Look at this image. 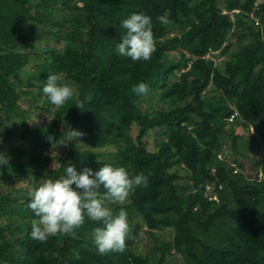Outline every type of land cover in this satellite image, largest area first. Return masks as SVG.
<instances>
[{
  "label": "trees",
  "instance_id": "trees-1",
  "mask_svg": "<svg viewBox=\"0 0 264 264\" xmlns=\"http://www.w3.org/2000/svg\"><path fill=\"white\" fill-rule=\"evenodd\" d=\"M254 2L0 0V182L16 181L25 170L56 179L70 164L78 173L111 164L148 176V186L137 187L127 204L111 205L143 222L132 225L123 253L107 255L92 239L102 224L87 219L75 234L34 240L39 218L28 207L30 195L10 199L0 189V264H169L172 254L187 264H264V2L259 24L242 12H223L250 11ZM133 13L152 18L150 61L116 50L127 31L122 21ZM162 15L167 24L158 22ZM23 73L31 77L20 88ZM49 73L79 96L59 109L51 105L43 93ZM140 82L149 86L147 96L132 92ZM31 106L54 109L56 120L45 123L47 134L24 126L21 144L3 150ZM237 126L251 129L249 136L237 134ZM70 127L83 135L54 155L49 137L59 139ZM225 137L237 157H228ZM257 155L247 169L245 158ZM225 219L232 223L228 245L198 236ZM143 233L153 238L147 254L135 249Z\"/></svg>",
  "mask_w": 264,
  "mask_h": 264
},
{
  "label": "clouds",
  "instance_id": "clouds-1",
  "mask_svg": "<svg viewBox=\"0 0 264 264\" xmlns=\"http://www.w3.org/2000/svg\"><path fill=\"white\" fill-rule=\"evenodd\" d=\"M157 20L161 24L168 23L163 15ZM122 27L127 31L117 45L118 54L133 61H150L156 51L152 18L143 13H133L122 21ZM131 90L137 96H147L150 88L140 82ZM43 93L57 109L79 96L76 89L61 82V77L52 73L47 77ZM74 105L83 108L79 100ZM82 135L70 127L62 129L58 140H53L51 136L49 140L52 145H67ZM2 162L8 163L6 159ZM141 186H148V176L141 173L132 177L123 166L104 164L95 172L85 168L78 173L70 164L59 178L44 179L29 194L28 207L39 218L33 222L31 237L46 242L49 237L58 234H75V230L82 227L87 219L102 224L93 232V243L99 254L123 253L136 221L129 220L123 207L115 212L111 205H125L130 194Z\"/></svg>",
  "mask_w": 264,
  "mask_h": 264
},
{
  "label": "rangeland",
  "instance_id": "rangeland-1",
  "mask_svg": "<svg viewBox=\"0 0 264 264\" xmlns=\"http://www.w3.org/2000/svg\"><path fill=\"white\" fill-rule=\"evenodd\" d=\"M222 4L224 6V0H222ZM189 28H186L184 31L187 32ZM50 46V44H49ZM218 63H220V59H217ZM224 63V62H223ZM222 64V62H221ZM31 77L29 73H23L22 79L20 81V88L23 87L24 83L28 80V78ZM73 87V86H72ZM74 88V87H73ZM26 98L28 95L25 96ZM24 97V98H25ZM21 104L24 105V107H29L28 101L27 100H22ZM34 108L31 106V109L29 112L26 113V120L25 124L18 122L17 125L13 128V134L9 137V139L6 141V143H2L1 147L3 150H9L12 145H20L21 144V138L19 137V133L23 129L24 126L33 128V130H36L37 132L43 131L44 133L47 134V127L45 126V123H53L56 120V113L54 109H49V111H42V110H33ZM51 119V120H49ZM237 128V134H244L246 136H249L251 129H243ZM59 131L58 127H53V131ZM53 140H58L56 136L52 137ZM152 138H150L151 140ZM226 140V145L225 148L228 150V157L234 158L237 157V149L233 147V149L230 148V140L231 138L225 137ZM53 153L54 155L61 156L65 152V147H60L57 144H53ZM113 148L110 147L107 150H112ZM108 157H112V155H106L102 156L103 159H106ZM7 158L13 159L11 156H7ZM259 156H252L251 158H245V162L247 163V169L250 166L252 162H254L256 159L258 160ZM19 170L21 168H18ZM25 170V169H24ZM26 173L24 176L18 178L16 181H1L0 182V189H2L5 192V196L10 199L14 198H21V196H24L26 194H30L34 189H36L41 182L46 179L45 174L40 172L39 170L35 171H30V170H25ZM186 176L182 179V181H186ZM130 200H128L129 202ZM126 202V204L128 203ZM10 220L8 219V215H3L2 217V222L8 223ZM136 224H141L143 222V219H136L135 220ZM232 223L225 219L224 221L220 222L218 225L213 228L212 233L210 235L204 236L203 234L199 233L198 236L201 238H205L204 241H209L212 244L222 246L228 245L232 238H231V233L228 229V227ZM173 236V232L170 230H163V237L167 239H171ZM93 239V238H92ZM153 244V238L146 234L143 233L141 238L137 241L135 249L139 251L141 254H147L150 250V247ZM168 262L169 264H187L185 263L184 259L177 255V254H172L168 256Z\"/></svg>",
  "mask_w": 264,
  "mask_h": 264
},
{
  "label": "built area",
  "instance_id": "built-area-1",
  "mask_svg": "<svg viewBox=\"0 0 264 264\" xmlns=\"http://www.w3.org/2000/svg\"><path fill=\"white\" fill-rule=\"evenodd\" d=\"M264 2V0H255L253 7L250 11H242L238 8L233 9V10H228V9H224L223 12L224 13H229L230 16L234 17V14H239V13H243L244 15L248 16L250 19H252L254 22H256L257 24L260 23L259 17L257 15V11L260 7V4H262ZM211 54L212 52L206 54L205 58H211ZM238 115V112L235 110L229 117V120L232 122ZM235 165V164H234Z\"/></svg>",
  "mask_w": 264,
  "mask_h": 264
}]
</instances>
